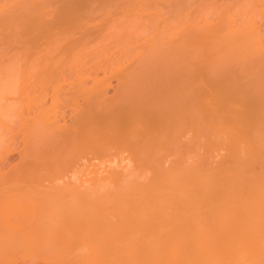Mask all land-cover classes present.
Segmentation results:
<instances>
[{"label": "bare ground", "instance_id": "1", "mask_svg": "<svg viewBox=\"0 0 264 264\" xmlns=\"http://www.w3.org/2000/svg\"><path fill=\"white\" fill-rule=\"evenodd\" d=\"M15 153L0 189L9 175L82 165L80 203L101 181L121 182L132 198L112 193L136 212L151 199L141 215L156 244L140 228L150 219L115 201L140 224L116 219L129 242L118 253L132 252L119 261L154 244L133 262L264 264V0H0V162Z\"/></svg>", "mask_w": 264, "mask_h": 264}, {"label": "rangeland", "instance_id": "2", "mask_svg": "<svg viewBox=\"0 0 264 264\" xmlns=\"http://www.w3.org/2000/svg\"><path fill=\"white\" fill-rule=\"evenodd\" d=\"M166 15L167 14H164V16H166ZM112 83L114 85H113V87L109 88V94L113 93L116 81L112 80ZM8 101H9V99H8ZM34 109H35V107L32 108L31 110L33 111ZM32 111H29V112H31L33 114L34 111L33 112ZM32 114H30V115H32ZM68 117L69 116L66 115L65 120L69 122ZM189 135L191 136V134H188L187 136H189ZM190 136H189V138H191ZM20 137H21V134H20ZM202 140H203V142H206V141H204L205 139H202ZM191 141L194 142L195 141L194 138H192ZM199 141H198V143H199ZM193 142H192V144H193ZM20 143H22V142L20 141ZM194 144L196 146V142H194ZM200 144H201V142L199 143V145ZM202 145H204V144H202ZM193 148H194V146H193ZM200 148L201 147L199 146V149H198V147L196 149H198V151H200ZM203 148H201V150L205 149V148L204 149ZM196 149H194V150H196ZM111 151H113V150H111ZM118 151H119V149H118ZM122 151H119L118 153L115 152L118 155L114 153L115 155H112V157L113 156L116 157V159H115V157H113V158L117 162L119 161V163H120V164L118 163L119 166L120 165H122V166L126 165V166H124V167H127V168H125L126 172L128 170L130 171V169L132 170V173L135 172L137 167H136V164L132 161V156L130 159L129 153L127 151L125 153L124 150H122ZM191 151H192L191 155L188 153L187 154L190 157H192L191 159H195L197 157V155H195L197 152H195L194 153L195 156H193V150H191ZM205 151H202V152H205ZM202 152H200V156L205 160L206 156L204 158V155H206L207 152L205 154L204 153L202 154ZM66 153H67V151H66ZM69 153L70 152L68 151V154ZM2 154H4V152ZM197 154L199 155V152ZM223 154L224 153L221 151L219 154L215 155V156H218L216 158H215V156H213V158H212V156L208 155L209 158L210 157L211 158L210 159L208 158L209 163L207 162L208 161L207 160L206 161L207 164H210V161H211V164L214 163V160L217 161L219 158H221L223 156ZM107 156H109V154ZM124 156H125V158L127 157L126 158L127 160L124 158ZM18 157H19L18 154L15 153V154L11 155L10 157H8L7 160H2L0 162V169H5L10 164L15 163L18 160ZM110 157H111V155H110ZM190 157H188V159ZM107 158L110 159L109 157H106V159ZM113 158L109 160V161H112V163L110 162L111 164L109 166V167H111V169H112V166L114 165L113 163H115V161H113ZM122 158H124L126 161H123ZM198 160H197V162L199 163L202 159L200 160V158H198ZM93 162L96 163V161H93ZM193 162H195V160ZM80 163L82 164V162H80ZM80 163H79V165H80ZM201 163H203V162L201 161ZM97 164H98V161H97ZM118 164H115V167L118 168V166H117ZM107 165H109V163ZM81 166L79 168H77V170L75 172L76 173L75 176L71 175L72 172L63 174V172H65L63 169H59V170L52 169L50 171L41 173L35 177H30V176L18 177L16 175L7 176L6 184L4 185L6 187L0 189V264H49V263L50 264H99V263L100 264H119V262L121 264L123 262L122 259H121L122 262L118 260V259H120L119 254L121 255L124 252H127V251H125V249L122 248L123 245H118L119 242L121 241V240L119 241L120 236H123L122 229L124 228V226L126 229V224H127L126 222H128V220H131V218H132V220L134 218L135 221L128 223L127 226L132 223L131 227L132 226L134 227L136 224V228H137V225H138L137 222L139 219L136 220V217L138 215L139 216L143 215V214L141 215V211L143 209L147 210L148 208H145L146 206L145 207H142V206L146 205V203L151 202L150 201L151 199L150 198L148 200L146 199L145 204L142 201L143 199L139 200L140 203H138V204H142V206L140 207L142 209L140 212H136V210L134 208H136L138 211L139 207H135L136 205L132 206L134 204L132 201H134V200L130 199V203L131 202L133 203L130 205L128 203L129 200L128 201L126 200L127 201L126 202L125 200L122 199L124 197V195L126 196V198H127V196H129V197H131V196L126 195L125 194L126 192L124 193L123 190H121V186H119V185H122V184H120L121 182L119 184H115V183L112 184V182H110L111 184H108L106 182L101 181L100 183L95 182L96 184L92 183V186L90 184L89 191H91L93 193V195H92V193L90 192L91 193L90 195L92 197L89 200H86V202L80 203V200L76 196V190L74 187L79 186L78 185L79 182H80L79 184L81 185L82 179H80V178H83L82 174L84 173V170ZM91 166H89V167H91ZM106 167H108V166H106ZM109 167H108V169H110ZM117 168H114V166H113V169H117ZM121 168L119 167V169H117V170H120ZM122 170H124V169H122ZM138 171H139V169H138ZM142 173H144V171L141 172V179L143 177H145V180L144 179H142V180H144V182L145 181L148 182L147 181L148 179L146 180V178H147L146 176H148L147 175L148 171L146 170L147 174L146 173L144 174L146 176H144ZM116 183H118V182H116ZM122 183L124 184L125 182H122ZM100 184H103V185H101L102 187H100ZM105 184H107V185H105ZM115 186H117V187H115ZM68 187H69V189H66ZM99 187L102 190H100ZM104 191H107V192H104ZM114 191H115V193H114ZM112 192L114 194H116V192L117 193L123 192L124 193L123 197L121 194L122 198L120 196H119V198H121V201L123 200L124 202L127 203V205L125 204L126 207H128V205H130L128 208L132 207V208H130L133 211V212L132 211L130 212L131 214L132 213L134 214L136 212V213H138V215L136 217H133L135 215L134 214V215H132L131 218L129 216V218H130L129 219L128 215H130V214H129L128 210H130V209L127 208L128 213H126L127 211H125L121 208L122 205L118 206V207L116 206V208H115V205H117V204L119 205L120 199L118 198V200H116V198H115L116 196L114 197ZM134 192H132V193H134ZM111 193H112L113 197H112ZM129 193H131V192H129ZM135 193H134V195H136V196L140 195V194H137V193L135 194ZM98 194L101 197L100 196L98 197ZM107 194L110 196V198L108 197ZM102 195L103 196L105 195L104 198L102 197ZM143 196H142V198H143ZM88 198H89V196H88ZM147 198H148V196H147ZM100 199H101V201H100V203H98L99 202L98 200H100ZM103 199L104 200L106 199L107 201H103ZM109 200H110V202H109ZM115 201H116V204L114 205ZM123 201H122V203H124ZM147 201H149V202H147ZM104 202L107 203V204L105 203V208H103L104 206L103 207L100 206V205H104ZM111 203H113V204L111 205ZM151 204H152V202L150 203V205ZM108 206H109V208H108ZM124 208H125V206H124ZM96 210L97 211L101 210V213L99 211L97 212ZM104 211H106V212H104ZM114 211L115 212L117 211V212L115 213ZM122 211H124L123 214H125V213L128 214L126 216L128 219L122 214ZM145 212H147V211H145ZM97 213H99L98 214L99 216L97 215ZM86 214L87 215L92 214L91 218H93L94 223H96V224H92V222H90V221H92V219H89V223H91L92 225H90L89 223L87 225V223L84 221V217L87 216ZM101 214H104V215H101ZM118 214H120V215L118 216ZM144 214H146V213H144ZM95 215H97V216H95ZM114 215H115V217H114ZM121 215H123V216L121 217ZM146 215L142 216V218L144 217L143 219H145V218L150 219L149 221H151V222L146 224V226H148V225H150V223L152 224L153 219H151V217H152L151 212L149 214L150 217L149 216L146 217ZM117 218H120L119 221H121L120 223L122 225L124 224L122 222V220L124 221L123 218H125V221H124L125 225H123V228H122L121 224H118L119 221L116 220ZM143 221L147 222V220H143ZM139 223H142V222L139 221ZM139 225H138V227H139ZM142 225L140 228L143 227V230H146V232L152 231V232L156 233L155 236L158 235V233H157L158 229L157 230L154 229L155 227L151 229L150 228L151 225L149 226V228L145 227V225L143 223H142ZM153 226L154 225H152V227ZM132 229H134V228H132ZM119 230H121V234L119 233ZM126 230H129V227ZM139 230H141V231H138V230L135 231L134 230L135 231L134 234H138L140 232L141 233L145 232V231L143 232L142 229H139ZM146 232H145V234H146ZM152 232H151V234H149V236L154 234ZM132 233H133V230L131 231L130 235ZM141 233L139 234L140 236H138V235L136 236L138 238L140 237L139 241L137 240L138 238L134 237L135 235L133 237H131L132 239L134 238L133 242L138 241L137 243L140 244L142 242L140 239L144 238L143 241L146 239L144 236H143V238L141 237ZM127 234H128V232H127ZM94 236L97 237V241H98L97 243L98 244L96 243V238ZM93 237L95 238V245H96L95 247L93 246L94 245ZM135 238H136V240H135ZM153 239L156 241V238H153ZM153 239H151V236H150L149 242H151V241L153 242ZM100 240H102V241H100ZM125 241L128 242V240H125ZM125 241H123V242L121 241V243L125 244L124 243ZM127 242H126V244H127ZM130 242H132V241H130ZM133 242H132L133 246H132V248L130 247V249L133 250V248L136 247L139 250V246L141 244L140 245L137 244V245H139L137 247V246H135L136 242H135V244ZM99 243L102 245L100 246ZM153 243L156 244V242H153ZM153 243H151V244H153ZM104 245L107 246V249L103 248ZM145 245L143 246V244H142V246L144 248H145ZM98 246H99V248H98ZM117 246L121 247V251L124 250V252L121 253V251H120V253H118L119 251L116 248ZM151 246H147L149 248L146 247L145 249H149L150 253L149 252L148 253L154 255L151 251L154 252L153 249H154L155 245L153 244L152 248H151ZM96 247H97L96 250L93 249ZM126 248H129V246H126ZM99 249L100 250L102 249L103 251L105 249V251H107V252H103V253L104 254L108 253V256L106 254H105V256H102L103 253L98 251ZM143 249H142L141 253L139 251H137V253H135V251H134L133 252L134 255H138V256H140V254L143 255L142 252H144V250H145V249L144 250ZM129 251H128V253H129L128 255L130 257V254L132 252L131 251L129 252ZM99 252L102 254L99 255L100 254ZM146 252L147 251H145V253ZM93 253L95 255L97 254V257H95V255ZM113 253H115V254H113ZM125 254L126 253H124L123 256L127 258L128 255L127 254L125 255ZM93 255L97 259H95L93 257ZM98 255H99V257H98ZM146 255H148V254H146ZM118 256H119V258H118ZM138 256H137V259H138ZM144 257H145V255H144ZM153 258H154V256H153ZM131 259H132L131 264H133V263L135 264V262H133V261H135L137 259H134V260H133V258H131ZM95 260H97V261L100 260V261H99V263H97ZM101 260L104 261V263ZM149 260H151V258H149ZM125 261H127L126 263H130L128 261V259H126ZM144 261H148V260L144 259ZM106 262H108V263H106ZM137 262H138V260H137ZM126 263H124V264H126ZM144 263H146V262H144ZM151 263L154 264L153 261H151ZM148 264H150V261L148 262Z\"/></svg>", "mask_w": 264, "mask_h": 264}]
</instances>
